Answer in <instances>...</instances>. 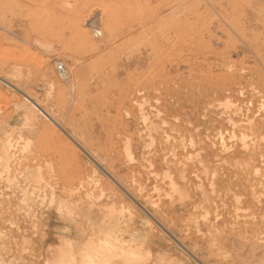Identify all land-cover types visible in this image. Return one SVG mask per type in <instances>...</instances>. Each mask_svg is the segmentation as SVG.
Masks as SVG:
<instances>
[{
	"label": "rangeland",
	"instance_id": "374dc122",
	"mask_svg": "<svg viewBox=\"0 0 264 264\" xmlns=\"http://www.w3.org/2000/svg\"><path fill=\"white\" fill-rule=\"evenodd\" d=\"M24 92L54 120L21 125ZM6 138L29 142L15 166H42L46 200L0 178V264H87L84 252L109 264L100 251L121 244L130 211L152 245L196 264L184 244L213 263L264 264V0H0ZM61 200L107 205L106 227L61 213Z\"/></svg>",
	"mask_w": 264,
	"mask_h": 264
},
{
	"label": "bare ground",
	"instance_id": "6f19581e",
	"mask_svg": "<svg viewBox=\"0 0 264 264\" xmlns=\"http://www.w3.org/2000/svg\"><path fill=\"white\" fill-rule=\"evenodd\" d=\"M12 70V69H11ZM6 74V73H5ZM62 75H63V79L64 80H68V73L66 71H63L62 72ZM60 80V79H59ZM7 82V81H6ZM10 83V82H9ZM14 87L15 85L12 84ZM25 93V92H24ZM18 97V96H17ZM25 97L24 99H26V101H23L20 106H19V109H18V112L16 114L15 117H21L22 119V123L21 125H24L25 127H34V126H37L41 120H42V117H48V119L50 120H54L53 119V114L52 112H49V110H47V108L44 107L43 103L40 101V100H36V98H33L31 96H29L28 94L25 93ZM7 98V97H6ZM19 98V97H18ZM17 98V99H18ZM22 99V98H21ZM16 100V99H15ZM41 113L43 116L41 117L39 114ZM19 114V115H18ZM15 115V114H13ZM18 115V116H17ZM44 118V119H46ZM11 119V118H10ZM19 119V118H18ZM12 120V119H11ZM10 120V122H11ZM14 120V118H13ZM15 122H19V120L17 121V119L14 120ZM13 124V129H19L17 128L18 126H15L14 128V124L13 122H11ZM20 123V122H19ZM16 125V124H15ZM49 125V123H48ZM12 126V125H11ZM39 126V125H38ZM41 126V124H40ZM22 127V126H21ZM20 127V128H21ZM46 127V126H45ZM20 130V129H19ZM70 137H72L70 135ZM22 138V137H21ZM18 139V138H17ZM14 140V139H12ZM9 138H6V139H3V140H0V178H5L6 180L8 181H13V180H16L17 178H22L25 182V183H29V184H33L32 186V189L31 191H29L28 188V184L25 188H23V192L24 194L22 195H25L24 197H26V200L32 202L33 204H36L38 205L39 207L42 206V203L46 200V197H45V193L46 190L41 187L43 184H42V179H44V173L42 171V166H38L37 168L35 169H30V168H25V170L23 168H19L17 166H15V163L14 161H20L22 159H26L27 158V155L25 154L27 151H30V149L27 148V146L29 147V142H27V146L23 145V147H21L20 149L19 148H15V146H13L11 144V141ZM16 140V139H15ZM21 140V139H20ZM22 141V140H21ZM18 142V141H17ZM16 142V144H17ZM14 143V142H13ZM22 143V142H21ZM69 143V142H68ZM245 143V142H244ZM15 145V144H14ZM18 147V145H16ZM21 146V145H20ZM15 149H14V148ZM72 147V146H70ZM251 147V146H250ZM256 147V146H255ZM40 148V147H39ZM74 150H75V154L77 155L79 153L78 150H76L77 148L73 147ZM242 148V147H241ZM247 148V147H246ZM35 149V148H34ZM42 149V148H41ZM38 150V149H37ZM44 151V149H42ZM239 150V149H238ZM243 150V149H242ZM256 150V149H254ZM260 150V148H259ZM258 150V151H259ZM37 152V151H36ZM42 152V151H40ZM46 152V151H45ZM53 152V151H52ZM64 152V151H63ZM255 152V151H254ZM30 153V152H29ZM28 153V154H29ZM57 153V152H56ZM95 153V152H94ZM99 153V152H98ZM39 154V152L37 153V155ZM44 154V153H43ZM71 154V153H70ZM256 154V153H255ZM31 155V154H30ZM73 155V154H72ZM253 155V153H252ZM263 155V154H262ZM97 156V155H96ZM226 156V155H225ZM40 157V156H39ZM36 158V159H39ZM129 157H132L131 155H129ZM249 157V156H248ZM50 158V157H48ZM101 158V157H99ZM111 158V157H110ZM42 159V158H41ZM44 159V158H43ZM47 159V158H46ZM131 159V158H130ZM206 159V158H205ZM35 160V159H33ZM54 160V159H53ZM57 160V159H56ZM100 160V159H99ZM104 160V159H102ZM101 160V161H102ZM111 160V159H110ZM235 160V159H234ZM252 160V159H251ZM255 160V159H254ZM27 161V160H26ZM36 161V160H35ZM39 161V160H38ZM41 161V160H40ZM231 161V160H230ZM236 161V160H235ZM47 162H51V159L50 161H47ZM54 162V161H53ZM58 162V160H57ZM92 162V161H91ZM104 162V161H103ZM243 162V161H242ZM21 163V161L19 162ZM25 163V162H24ZM39 163V162H38ZM37 163V164H38ZM47 164L48 165V168L49 170L52 171V168L53 166H51V164ZM52 163V162H51ZM59 163V162H58ZM93 163V162H92ZM31 164H35V163H32ZM41 165V163H39ZM109 166H111L112 168V163H108ZM19 165V164H18ZM27 165V164H26ZM58 165V164H57ZM55 165V166H57ZM99 165V163H98ZM252 165V164H251ZM245 166V165H244ZM36 167V166H35ZM85 167V165H84ZM57 168V167H56ZM74 168V167H73ZM86 168V167H85ZM97 168V167H96ZM101 168V167H100ZM109 168V167H108ZM237 168V167H236ZM249 168V167H247ZM233 169V168H232ZM45 170V169H44ZM75 170V169H73ZM110 170V168H109ZM248 170V169H246ZM251 170V169H249ZM248 170V171H249ZM253 170V169H252ZM50 171V172H51ZM54 171V170H53ZM113 172V170H112ZM250 172V171H249ZM47 173V172H46ZM107 173V172H106ZM114 173V172H113ZM244 173V172H243ZM52 174V173H51ZM54 174V173H53ZM74 174V173H73ZM94 174V172L92 173ZM48 175L50 176V174L48 173ZM100 175V174H99ZM248 175V174H247ZM87 176V175H86ZM119 176V174H118ZM225 176V175H224ZM46 177V176H45ZM205 177H206V174H205ZM221 177V176H220ZM226 177V176H225ZM82 178V177H81ZM84 178V177H83ZM87 178V177H86ZM111 179V178H110ZM113 179V178H112ZM119 179L121 180V177L119 176ZM215 179V178H214ZM213 179V180H214ZM77 180V179H76ZM99 179H96V183L99 184L98 182ZM115 180V179H114ZM19 181H21V179H19ZM44 181V180H43ZM78 181V180H77ZM124 181V180H123ZM122 181V183H123ZM75 182V181H74ZM214 182V181H213ZM95 183V184H96ZM118 183V182H117ZM8 184V182H7ZM19 184V183H17ZM16 184V186H17ZM76 184V183H75ZM80 184V182H79ZM98 186V188L101 186ZM127 184V183H126ZM77 185V184H76ZM81 185V184H80ZM129 185V184H128ZM96 186V187H97ZM4 187V186H3ZM18 187V186H17ZM80 187V186H79ZM79 187H76V189L79 190ZM116 187V186H115ZM217 187V186H216ZM95 188V187H94ZM129 188V187H128ZM21 189V188H20ZM101 189V188H100ZM98 189V191L100 190ZM110 189V188H108ZM118 189V188H117ZM215 189V187H214ZM119 190V189H118ZM125 190V189H124ZM37 191L39 192V194L42 192L44 194V198H42V201L40 199V202L42 203H39L36 199H34V197L32 196L33 193ZM77 191V190H76ZM80 192V195H84L85 197L86 196H91L92 195V190L87 188L85 191L80 189L79 190ZM95 191V190H94ZM102 191V190H101ZM100 191V192H101ZM108 191V190H107ZM111 191V189H110ZM30 192H32L30 194ZM99 192V193H100ZM121 192V191H120ZM119 192V193H120ZM136 198H142V194L136 190ZM79 193H76L77 195H79ZM102 193V192H101ZM100 193V195H101ZM104 193V192H103ZM109 193V191H108ZM111 193V192H110ZM75 194V193H74ZM75 194V195H76ZM96 194V193H95ZM111 194H116L115 193H111ZM123 194V193H122ZM205 194V193H204ZM99 195V197H100ZM110 196V195H109ZM112 196V195H111ZM108 197L109 199L111 198ZM116 196V195H115ZM131 196V195H130ZM207 196V195H206ZM38 197V196H36ZM103 197V195H102ZM101 197V198H102ZM204 197V196H203ZM254 197V196H253ZM257 197V196H256ZM23 198V197H22ZM113 198V197H112ZM7 199V198H6ZM24 199V198H23ZM141 200V199H140ZM27 201V202H28ZM148 202V199L146 200ZM237 202V201H236ZM21 203V202H20ZM25 203V202H24ZM53 203V202H51ZM28 204V203H26ZM70 203L68 201H65V203L63 202V200L59 201V203H57L56 205V208L58 211H60L61 213L62 212H65V210H67V212H70V214L72 213H75L76 214H79V213H84L87 218L84 220L82 219H79L80 223H82L83 221H86L88 223V225H90L89 227H106V223H107V218L109 216V211H107V209L105 208L107 205H103L101 207V209L99 210H85L84 212H78V206H77V203H73L71 205H69ZM204 204V203H203ZM202 204V205H203ZM241 205V204H240ZM14 208V207H13ZM18 208V207H17ZM26 208L27 205H26ZM64 209V210H63ZM120 209V208H119ZM139 209V208H138ZM18 212V210H16ZM20 211V209H19ZM123 211V210H122ZM207 211V210H206ZM128 212V211H127ZM36 213V211H35ZM244 213V212H243ZM35 215V214H34ZM98 216V217H97ZM138 216H140L139 213L137 212H132L130 211V213L125 216L122 220H121V224L123 227H125V231H126V235L125 236H121L120 238L117 237L116 240L120 241L121 244L120 245H117L114 247L113 250H110L109 248H107L106 250H101L100 252V256H107L108 258L106 260H108V263L109 264H196L195 262H193L192 260H190L189 258L186 257V255L183 253V251L179 250L178 248L174 247V246H171V253L168 252V249H167V245H159L158 243L159 242H156V243H151L150 238L148 239L147 236H143L141 234V231L139 229V227H141L142 225L140 224V220L138 219ZM112 217V216H111ZM244 219V218H243ZM151 223V222H150ZM192 223V222H191ZM149 224V223H148ZM56 226V225H55ZM152 226V225H151ZM84 227V226H83ZM121 227V226H120ZM93 230L95 228H92ZM143 229V228H142ZM151 230V229H150ZM98 231H101V230H98ZM217 231V230H216ZM65 232V231H64ZM103 232V231H102ZM152 232V231H151ZM186 233V232H185ZM209 233V232H207ZM216 233V232H215ZM219 234V232H217ZM221 233V232H220ZM35 234V233H34ZM33 234V235H34ZM215 236V235H213ZM212 236V237H213ZM116 237V236H115ZM157 237V236H156ZM211 238V237H210ZM238 239H240L238 236H237ZM157 239V238H156ZM214 239V238H212ZM253 239V238H252ZM104 240H105V244H100V246H106V247H111L110 244H108L111 240H112V237L110 234H106L104 233ZM242 240V239H240ZM225 241V240H224ZM246 240H244L245 242ZM33 242V241H32ZM211 243V242H210ZM29 244V243H28ZM184 244V243H183ZM220 244V243H219ZM252 242L250 243L249 247L253 246ZM246 245V244H245ZM256 245V244H255ZM2 246V245H1ZM158 247V249H156ZM185 249L187 248L191 253L192 255L194 254V256L196 257V259L200 260L199 262H201L202 264H219L217 262H214L213 263V260L209 257V254H207V252H203L201 251V249H197V246H193L192 248H188V245L184 244ZM254 247V246H253ZM203 248V247H202ZM235 249H237V246H234ZM257 248V247H255ZM259 248V247H258ZM252 250V248H251ZM257 250V249H256ZM255 250V251H256ZM260 250V249H258ZM107 251V252H105ZM188 251V252H189ZM247 251V249H246ZM246 254H248V252H246ZM156 252V253H155ZM211 252V251H210ZM250 252V251H249ZM259 252V251H258ZM108 253V254H107ZM253 253V252H252ZM240 254V253H239ZM245 254V255H246ZM243 255V254H242ZM257 255V254H256ZM82 256H83V259L82 261L89 264L90 262L89 261H93L90 257V255H88L86 252L82 253ZM249 256V255H248ZM194 257V258H195ZM225 257V256H224ZM110 258V259H109ZM231 258V257H230ZM92 263V262H91Z\"/></svg>",
	"mask_w": 264,
	"mask_h": 264
}]
</instances>
